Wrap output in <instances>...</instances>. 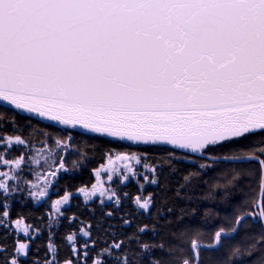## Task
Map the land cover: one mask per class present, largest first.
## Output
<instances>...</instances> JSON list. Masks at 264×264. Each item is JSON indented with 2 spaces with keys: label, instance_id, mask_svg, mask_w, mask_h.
Segmentation results:
<instances>
[{
  "label": "snow or ice",
  "instance_id": "snow-or-ice-1",
  "mask_svg": "<svg viewBox=\"0 0 264 264\" xmlns=\"http://www.w3.org/2000/svg\"><path fill=\"white\" fill-rule=\"evenodd\" d=\"M33 119L64 129L54 138ZM8 126L0 264H264V0H0ZM129 144L143 151L123 154ZM98 155L91 190L59 195ZM113 155L135 167L117 174ZM37 164L56 166L42 186L28 179ZM81 196L94 221L69 214ZM29 204L54 214L25 223Z\"/></svg>",
  "mask_w": 264,
  "mask_h": 264
},
{
  "label": "trees",
  "instance_id": "trees-1",
  "mask_svg": "<svg viewBox=\"0 0 264 264\" xmlns=\"http://www.w3.org/2000/svg\"><path fill=\"white\" fill-rule=\"evenodd\" d=\"M11 112V111H9ZM17 117V121L21 126L25 125V122L28 119L19 117L18 115H16ZM33 125L37 130H45L49 133H51L52 135H58L57 134V130L52 129L50 127H46L43 126L35 121H33ZM8 132L9 134H11L13 132V129L11 126H8L7 128H2L0 127V133L2 132ZM25 134H27V129L25 128ZM39 137H33V141L35 143H39ZM80 138L77 137V141L79 143ZM121 149L119 148V146L114 148V151H120ZM126 151H137V152H141L143 151V149L138 148V147H131V146H127L126 147ZM148 154L150 157H158V156H162V155H166V153L163 152H159V151H153L151 149L148 150ZM79 157L73 155L70 157L69 161H68V165L71 163L72 159H78ZM103 163L102 157H100L99 155L96 157L95 160L91 161L89 167L83 168L80 171L71 173L68 176H65L64 178H62L60 180V188H59V195H63L64 192V185L68 186V189L72 192L75 191L77 186L80 185H87L89 187H91V185H93L94 183V176L91 172V168L92 167H96L97 165ZM186 167H191L190 165H186ZM131 190L134 192L136 190V185L133 184L131 186ZM147 191H154L151 187H149L147 189ZM55 198H59L57 195H54ZM77 201H81V199L78 197L76 200H72L71 203L73 204V207L69 210V214H78L80 216L81 219H91V220H95V217H91L90 214L86 211H79L77 210V208L75 207V204L77 203ZM131 205H129L130 207ZM29 208H32L33 211V216L29 219H27L25 221V223H32L38 227H43V223L41 222V220L38 218L39 215L43 214L45 211H52V209H49L47 206H45L44 208H39V207H33L31 204L28 205ZM81 207H83V204L81 203ZM24 211H27V208L24 209ZM15 215V213H13V216ZM97 215H99V212L97 213ZM47 217L45 216V223H46ZM67 225H65L64 227H61L59 230V234L56 236V242L58 244H62L63 241L61 239V236L63 235V233L65 232ZM46 238H47V232L45 230L44 232V239L42 240H38L37 243H40L41 245H43L44 243H46ZM23 239V237H22ZM45 253V249L43 247H41L40 252L37 254L38 258H42L44 256ZM66 254V250L64 248L61 249V255H65Z\"/></svg>",
  "mask_w": 264,
  "mask_h": 264
},
{
  "label": "rangeland",
  "instance_id": "rangeland-1",
  "mask_svg": "<svg viewBox=\"0 0 264 264\" xmlns=\"http://www.w3.org/2000/svg\"><path fill=\"white\" fill-rule=\"evenodd\" d=\"M129 153H137V151H124L123 152V154H125V155H127ZM112 159L115 161V169H116V173L117 174H119V172H121L123 170V164L124 163L131 164L133 167H135V159L130 160V161H126V162H122V161L118 160L114 155L112 156ZM54 167H55V165H52L51 167L45 166V167L41 168L40 165L37 164L35 166V175H29L28 179L32 180V182L34 184L42 186L43 183H44V180L47 179V177L45 176V172L46 171H52L54 169ZM67 168H71V163L67 166ZM72 173H74V172H72ZM113 178H115V177H113ZM99 179H104L105 180V184H104L105 188H110L111 187V185L106 180L103 172H101V175H100ZM95 183H97V178L96 177H94V183L93 184H95ZM90 190H91V187H89V191ZM34 191H35V189H34ZM79 198L81 199V201L83 200L82 196L79 197ZM52 211H53V214H54V210L53 209H52Z\"/></svg>",
  "mask_w": 264,
  "mask_h": 264
},
{
  "label": "water",
  "instance_id": "water-1",
  "mask_svg": "<svg viewBox=\"0 0 264 264\" xmlns=\"http://www.w3.org/2000/svg\"><path fill=\"white\" fill-rule=\"evenodd\" d=\"M8 111H11V112H15L16 115H18L19 117H22V118H25V119H29V115L24 113L22 110H15L14 109V106H8ZM33 121L43 125V126H46V127H50V128H53V129H57L59 131H62L64 129V126L60 125L58 126L56 124V122H44V121H36L33 119ZM129 146L131 147H136L135 145H132V144H129ZM168 147H171V146H168Z\"/></svg>",
  "mask_w": 264,
  "mask_h": 264
},
{
  "label": "flooded vegetation",
  "instance_id": "flooded-vegetation-1",
  "mask_svg": "<svg viewBox=\"0 0 264 264\" xmlns=\"http://www.w3.org/2000/svg\"><path fill=\"white\" fill-rule=\"evenodd\" d=\"M52 129H53V128H52ZM55 130H57V129H55ZM57 131H58V132H57L58 135H52L54 138H59V136H60L61 133H62V131H59V130H57ZM62 143H68V142H67L66 140H62ZM70 146H71V145H70ZM52 147H53V148H56V147H58V146H56V145H52ZM70 157H71V156H69V155L67 154V152L65 151V155H64V157H63V163H64V165H65V168H67V166H68V161H69ZM55 167H56V166H55ZM55 167H54V168H55ZM50 172H51V171H46V172H45V176H46L47 179H49V180L51 179V176L49 175ZM70 174H71V173H70ZM70 174H69V175H70ZM57 176H58V177L60 176V173H59V172L57 173ZM65 176H68V175H65ZM65 176H63L62 178H64ZM28 177H29V176H28ZM62 178H61V179H62ZM61 179H60V180H61ZM53 183H55V182L53 181ZM52 199L55 200V199H57V198H55V196L53 195V196H52Z\"/></svg>",
  "mask_w": 264,
  "mask_h": 264
}]
</instances>
